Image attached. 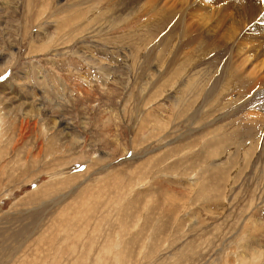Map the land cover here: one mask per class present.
Returning a JSON list of instances; mask_svg holds the SVG:
<instances>
[{"label": "rangeland", "instance_id": "obj_1", "mask_svg": "<svg viewBox=\"0 0 264 264\" xmlns=\"http://www.w3.org/2000/svg\"><path fill=\"white\" fill-rule=\"evenodd\" d=\"M132 1L0 0V264H264V91L151 93L180 33Z\"/></svg>", "mask_w": 264, "mask_h": 264}, {"label": "bare ground", "instance_id": "obj_2", "mask_svg": "<svg viewBox=\"0 0 264 264\" xmlns=\"http://www.w3.org/2000/svg\"><path fill=\"white\" fill-rule=\"evenodd\" d=\"M132 3H138L137 10L140 18L144 17L152 7L159 8L161 12L153 14V21L149 23L140 22L138 25L141 28H150L153 32L159 33L168 27L169 41H174L176 28L180 33L177 44L179 53L167 61L161 59L160 61L157 59L154 63L152 61L153 64H158L156 65L158 70L157 73L152 74V77L157 76V80H151V93L156 94L162 91V86L163 89L174 87L176 80L184 76L189 83L190 95L194 97L199 110V119L196 120L200 122L204 114L219 110L221 105L232 106L234 102L248 97L253 90L260 94L264 91V0H133ZM256 26H259L256 30L258 34L253 36L255 33L253 29ZM253 38H261V40L253 41ZM233 67L241 76L238 81L246 80V84L242 88L228 90L226 82L234 80L231 77ZM219 89L224 96H220V93L217 96H220L222 100L210 104V99L214 95L212 93L216 94ZM231 93L234 94V100L231 99L233 96ZM260 97L262 103H259L257 107L262 109L264 95ZM150 116L148 114L147 117ZM208 123L210 125L211 121ZM211 131L204 134L201 132L200 135L201 140L205 139L201 148L203 150L208 148L209 159L215 155L212 148L219 143V139L215 138ZM240 143L244 145L245 141ZM259 146L250 143L249 150L251 152L253 150V154L246 155L248 168L252 160L258 158L256 152ZM237 162L235 159L231 160L233 166H236Z\"/></svg>", "mask_w": 264, "mask_h": 264}]
</instances>
